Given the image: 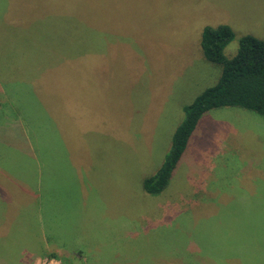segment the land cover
<instances>
[{"label":"rangeland","instance_id":"374dc122","mask_svg":"<svg viewBox=\"0 0 264 264\" xmlns=\"http://www.w3.org/2000/svg\"><path fill=\"white\" fill-rule=\"evenodd\" d=\"M221 23L231 57L240 36L264 39V0H0L1 255L31 232L15 230L49 156L50 188L71 199L48 217L63 236L14 264H264V116L208 110L165 188L142 189L183 107L220 75L200 35Z\"/></svg>","mask_w":264,"mask_h":264},{"label":"trees","instance_id":"16d2710c","mask_svg":"<svg viewBox=\"0 0 264 264\" xmlns=\"http://www.w3.org/2000/svg\"><path fill=\"white\" fill-rule=\"evenodd\" d=\"M232 37L233 32L227 24L221 23L215 26L206 25L203 27L200 35L202 55L206 60L220 64V75L212 86L205 88L183 107V118L172 132L170 146L164 153L159 167L154 173L142 180V189L145 193L156 195L165 188L199 118L208 110L224 106H239L264 116V39H259L248 34L242 35L239 38L236 53L231 57H226L223 54V48ZM59 149L65 152L62 146H59ZM73 155L76 157L72 156L74 162L81 159L82 156L81 151L77 154L73 153ZM46 157L50 158L49 156ZM47 158L44 159L45 161L39 162L38 171L33 169L32 199L36 203H34L35 206L33 207L35 210H30V213L27 212V217L24 218L26 223L18 225V228L15 230H28L30 227L31 232L6 237V235L3 236L5 229L3 230L1 236L6 237L3 240L7 246L6 248L10 251L9 247H12L13 251L16 252L12 256L7 253L4 256L0 253V258L4 260L2 264L16 263L15 260L18 259L19 255H22L20 254L22 250L34 249L37 246L42 248V241L48 243L46 245L53 248L50 244L54 241L55 237L63 236L61 230L48 228L50 224L53 225V218H50L51 221L48 224V217L52 215L50 209L53 208H57L58 216L62 215L64 211L59 210L64 208L61 205L62 202H70L71 199L70 196H66V193L63 192H56L54 194V191L50 188V178L49 181L47 179L50 175L47 171L50 170V166L45 164L49 162ZM77 166L80 167L79 161L74 165L76 168ZM14 197V194H9L7 197L8 201L13 202ZM75 201H77V197ZM37 209L39 211L38 215L35 213ZM41 211L46 213L48 219L46 222H41ZM6 221H8L7 215L0 217V223L3 226ZM41 223L44 224V227ZM41 230L44 238L41 236ZM54 230H56V235L53 233ZM31 236L36 240L34 246L31 244L23 247L20 245V242L15 240V238H28ZM7 255L8 257H6ZM47 255L51 257L57 256L53 251Z\"/></svg>","mask_w":264,"mask_h":264}]
</instances>
